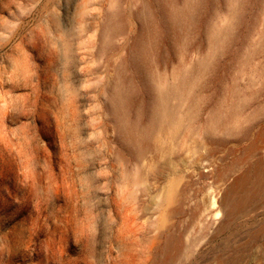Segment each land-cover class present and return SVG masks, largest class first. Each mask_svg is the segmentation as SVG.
Instances as JSON below:
<instances>
[{
  "label": "rangeland",
  "instance_id": "1",
  "mask_svg": "<svg viewBox=\"0 0 264 264\" xmlns=\"http://www.w3.org/2000/svg\"><path fill=\"white\" fill-rule=\"evenodd\" d=\"M117 85L141 129L181 118L142 160ZM258 167L264 0H0V264H152L168 237L170 264H264V181L241 210L210 204Z\"/></svg>",
  "mask_w": 264,
  "mask_h": 264
},
{
  "label": "bare ground",
  "instance_id": "2",
  "mask_svg": "<svg viewBox=\"0 0 264 264\" xmlns=\"http://www.w3.org/2000/svg\"><path fill=\"white\" fill-rule=\"evenodd\" d=\"M112 27H113V25L110 21H108L104 24V29L107 31H109V30L113 31ZM167 91L168 90L165 91L164 96H167V93H166ZM128 101H129L128 93L122 91L119 88V85H117L115 87V93L109 99L110 104H109L108 109H110L112 111V113L115 117L114 120L116 121V132H117L118 136L120 137V139H122V141H124V143L126 144L128 153L130 154L131 157L142 160V159H144V157L147 153V146H148L146 144L147 139L150 137V135L152 134L154 129H161L162 131L163 130H172L171 133H174L177 126H179L181 118H179L176 115L175 111L172 108H170L169 106H165L164 108H159L156 111V113L152 116V120H151V123L149 125V128L141 129L136 123H133L132 121H130L124 112L125 107L128 105ZM177 118H179V119H177ZM216 120H218V119H216ZM211 122H213V121H211ZM139 167H135L136 169H133V170L131 169V171L126 170L124 173V178H123L125 181H127L126 183H128L130 186L133 184H134V187L138 186L137 189L140 187L139 186L140 183L143 182L142 181V173L140 172L141 169H139ZM254 177H255V180H253L250 185H247L248 180L246 179L245 174L238 176L234 179V181L231 182L232 184H230L228 186L225 194L223 193L224 195L221 197L220 200H216L215 197H212L210 204L214 207V210H215V213L213 214L214 218L219 217L220 210L223 208L227 209V214H231L234 211L236 212L239 209L241 210V208L245 206L246 201L250 197H254V196L258 195V193L260 191H262V184L264 181V179H263L264 171L259 170V167H258V171L256 172ZM127 187H128V185L126 186V188ZM134 187H132L133 190H131L132 188H130L128 197L129 196H131L132 198L135 197V196H133V194L135 195ZM143 188H144V186H143ZM143 190H145V189H143ZM241 190L246 191V195L240 196L238 192ZM171 191H172V189H171ZM169 193L170 194H168V195L166 194L167 196H166L165 200L167 201V203H169V202L172 203L175 201V200H173L174 197L172 198V195L175 192H173L172 194H171V192H169ZM174 195H176V194H174ZM177 200H178V198H177ZM171 209H170V212H171ZM170 235H172V234H170ZM168 236L166 235L165 237H168ZM172 237H173V235H172ZM173 242L174 241L173 240L171 241V239L169 237L166 239V242L162 248V256L160 257L161 259L158 261L154 260L152 262V264H170L171 256L173 257V255L171 254V249L173 250L172 247L177 246V244L174 245ZM174 250H176V249H174Z\"/></svg>",
  "mask_w": 264,
  "mask_h": 264
}]
</instances>
